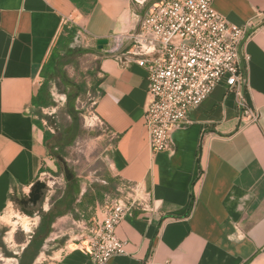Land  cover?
<instances>
[{"label":"crops","instance_id":"obj_1","mask_svg":"<svg viewBox=\"0 0 264 264\" xmlns=\"http://www.w3.org/2000/svg\"><path fill=\"white\" fill-rule=\"evenodd\" d=\"M145 2L0 0V216L18 203L39 205L46 190L40 183L55 171L32 98L42 66L69 25L98 58L93 112L113 139L106 154L110 175L119 187L136 183L148 199L145 210H134L116 227L125 253L108 264H264V0L212 1L229 23H252L241 54L249 58L244 100L256 110V122L240 119L238 97L222 82L190 112V123L172 132V151L160 153L151 152L144 127L146 70L104 55L114 35L138 28ZM99 205L75 215L90 220ZM79 219L58 218L38 256L56 228L62 233ZM64 243L50 264H91L79 244Z\"/></svg>","mask_w":264,"mask_h":264},{"label":"built area","instance_id":"obj_2","mask_svg":"<svg viewBox=\"0 0 264 264\" xmlns=\"http://www.w3.org/2000/svg\"><path fill=\"white\" fill-rule=\"evenodd\" d=\"M213 0H161L147 8L138 28L114 35L104 55L121 66L134 63L147 72L149 103L144 127L152 153L172 151L171 134L190 123V112L222 82L238 97L240 119L254 123L257 112L243 95L249 58L241 50L252 23L237 26L217 13ZM63 100V99H62ZM94 123L102 124L93 112ZM118 196L105 195L95 216L75 221L69 238L82 247L91 264H108L123 255L125 243L116 227L134 210L147 208V195L136 183L121 184Z\"/></svg>","mask_w":264,"mask_h":264},{"label":"rangeland","instance_id":"obj_3","mask_svg":"<svg viewBox=\"0 0 264 264\" xmlns=\"http://www.w3.org/2000/svg\"><path fill=\"white\" fill-rule=\"evenodd\" d=\"M159 1L161 0H146L145 5L150 8ZM97 64V56L87 54L76 57L73 59V63L66 68L68 75L75 82L82 84L85 89V92L75 102L81 135L74 144L64 148L57 157L56 161L60 163V167L56 165L54 171L56 174L49 173L43 177L40 185L42 189L45 188L46 190L43 198L38 200L40 201L39 205L30 206L28 203L23 205L18 203V206L10 207L0 216V264H18L22 250L26 246L25 241L22 240L33 233L38 224L39 215L45 209H49L55 196L59 195L64 188L65 179L61 172L65 168L75 173L83 181L82 184L90 182V185L94 183L105 185L108 177L114 179L110 175L108 160L106 159L107 149L112 144L113 139H111L103 123H94L89 116L92 110V102L99 95L97 92ZM52 94L55 104L54 107L42 112V124L48 131L55 134L68 125L71 120L66 114L65 96L59 93L56 88L52 90ZM118 187L119 184H117V189ZM42 189L40 190L42 191ZM24 218H27L30 230L26 231L23 227L22 220ZM65 226L66 229L61 231L62 233H59V229L56 228L55 235L60 237L56 239H53L55 235L51 237L45 246V254L37 257L36 264H50L49 256H56L55 252L59 250L62 243L63 246L67 245L64 241L67 242L69 238L74 236L76 228L71 221ZM64 233H66L65 236H63ZM71 244L76 243L71 242Z\"/></svg>","mask_w":264,"mask_h":264},{"label":"trees","instance_id":"obj_4","mask_svg":"<svg viewBox=\"0 0 264 264\" xmlns=\"http://www.w3.org/2000/svg\"><path fill=\"white\" fill-rule=\"evenodd\" d=\"M145 8H147V5H145ZM77 31L73 26H64L55 46L50 51L48 59L41 68L40 86L37 94L32 98V106L35 109L34 116L36 117L34 122L43 130L44 144L54 159H57L64 148L74 144L81 135L75 102L85 92V89L82 84L75 82L68 75L66 68L73 63V59L76 57L87 54L94 55L95 52L93 49L85 48L79 43ZM55 88L66 98V114L71 121L54 134L43 126L41 120L43 119L42 109L54 107L52 90ZM56 165L60 167L58 161H56ZM49 172L56 174L53 171ZM61 174L66 182L65 187L59 195L55 196L50 209L39 215V221L33 233L22 240L25 241L26 246L22 250L18 264H32L34 262L42 252L46 240L54 232L53 224L58 218L73 214L75 218L79 219L78 215H75L76 209L78 213H87L89 207H94L96 203L102 204L105 195L112 197L119 195L117 192L118 181L108 177L105 185L94 183L80 196L83 181L67 168ZM41 197L39 200H41ZM85 217L87 216L85 215Z\"/></svg>","mask_w":264,"mask_h":264},{"label":"clouds","instance_id":"obj_5","mask_svg":"<svg viewBox=\"0 0 264 264\" xmlns=\"http://www.w3.org/2000/svg\"><path fill=\"white\" fill-rule=\"evenodd\" d=\"M22 223H23V227L25 228L26 231L27 230H30L29 227H28V220H27V218H24L22 220Z\"/></svg>","mask_w":264,"mask_h":264},{"label":"water","instance_id":"obj_6","mask_svg":"<svg viewBox=\"0 0 264 264\" xmlns=\"http://www.w3.org/2000/svg\"><path fill=\"white\" fill-rule=\"evenodd\" d=\"M107 41H105V40H102V41H98V44L99 45H102V44H105Z\"/></svg>","mask_w":264,"mask_h":264}]
</instances>
